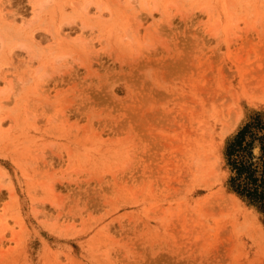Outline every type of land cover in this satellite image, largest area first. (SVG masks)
<instances>
[{"label": "rangeland", "instance_id": "rangeland-1", "mask_svg": "<svg viewBox=\"0 0 264 264\" xmlns=\"http://www.w3.org/2000/svg\"><path fill=\"white\" fill-rule=\"evenodd\" d=\"M256 113L264 0H0V264H264Z\"/></svg>", "mask_w": 264, "mask_h": 264}, {"label": "trees", "instance_id": "trees-1", "mask_svg": "<svg viewBox=\"0 0 264 264\" xmlns=\"http://www.w3.org/2000/svg\"><path fill=\"white\" fill-rule=\"evenodd\" d=\"M225 155L228 185L264 211V114H254L237 130L226 143Z\"/></svg>", "mask_w": 264, "mask_h": 264}, {"label": "bare ground", "instance_id": "bare-ground-1", "mask_svg": "<svg viewBox=\"0 0 264 264\" xmlns=\"http://www.w3.org/2000/svg\"><path fill=\"white\" fill-rule=\"evenodd\" d=\"M35 9H36V8H35ZM33 10H34V9H33ZM86 12H88V11H86ZM60 31H61V30H60ZM60 31H59V32H60ZM60 34H61V33H60ZM61 35L63 36L64 34H61ZM67 35H69L68 32H67V34L65 35V37H66ZM67 37H68V36H67ZM6 81H7V80H6ZM4 82H5V81H4ZM0 124H1V123H0Z\"/></svg>", "mask_w": 264, "mask_h": 264}, {"label": "snow or ice", "instance_id": "snow-or-ice-1", "mask_svg": "<svg viewBox=\"0 0 264 264\" xmlns=\"http://www.w3.org/2000/svg\"><path fill=\"white\" fill-rule=\"evenodd\" d=\"M256 151H259V149L257 148V149H255Z\"/></svg>", "mask_w": 264, "mask_h": 264}]
</instances>
